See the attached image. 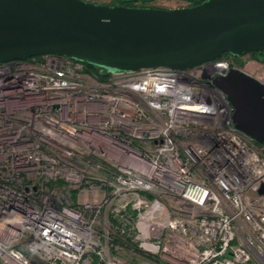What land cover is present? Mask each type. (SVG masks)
<instances>
[{"label": "built area", "instance_id": "built-area-1", "mask_svg": "<svg viewBox=\"0 0 264 264\" xmlns=\"http://www.w3.org/2000/svg\"><path fill=\"white\" fill-rule=\"evenodd\" d=\"M232 67L0 61V264H264V146L213 82Z\"/></svg>", "mask_w": 264, "mask_h": 264}, {"label": "water", "instance_id": "water-1", "mask_svg": "<svg viewBox=\"0 0 264 264\" xmlns=\"http://www.w3.org/2000/svg\"><path fill=\"white\" fill-rule=\"evenodd\" d=\"M264 52V0L162 8L88 0H0V61L54 53L107 72L185 69ZM234 127L264 143V82L237 67L213 79Z\"/></svg>", "mask_w": 264, "mask_h": 264}, {"label": "rangeland", "instance_id": "rangeland-1", "mask_svg": "<svg viewBox=\"0 0 264 264\" xmlns=\"http://www.w3.org/2000/svg\"><path fill=\"white\" fill-rule=\"evenodd\" d=\"M88 1L106 4L109 0H88ZM151 4L153 6L162 7V8H175V7L188 6L185 0H153ZM249 58H251L252 60L253 57L251 55H247L244 58H241V60H239L240 62H238V67L264 82V60L262 61L259 60L262 63H260L258 67V65L257 66L255 65V63L249 61L248 60Z\"/></svg>", "mask_w": 264, "mask_h": 264}, {"label": "trees", "instance_id": "trees-1", "mask_svg": "<svg viewBox=\"0 0 264 264\" xmlns=\"http://www.w3.org/2000/svg\"><path fill=\"white\" fill-rule=\"evenodd\" d=\"M153 0H109L106 4H118L124 6H153L151 4ZM187 5H194L203 0H185ZM250 55L258 60H264V52H250ZM84 70L98 79H106L110 72L104 71L97 66H93L90 64L83 63ZM260 146H264L263 144H258Z\"/></svg>", "mask_w": 264, "mask_h": 264}, {"label": "flooded vegetation", "instance_id": "flooded-vegetation-1", "mask_svg": "<svg viewBox=\"0 0 264 264\" xmlns=\"http://www.w3.org/2000/svg\"><path fill=\"white\" fill-rule=\"evenodd\" d=\"M247 55H250V52H247L245 53L244 55H241V56H235V55H232L231 53L229 52H224L221 57L223 58H230V59H234L236 62H240L239 60H241L242 56H247ZM257 144H260L259 142L255 141ZM264 145V143H261Z\"/></svg>", "mask_w": 264, "mask_h": 264}]
</instances>
